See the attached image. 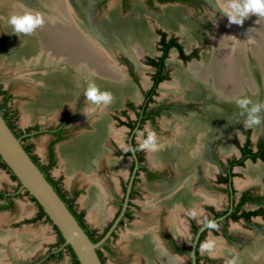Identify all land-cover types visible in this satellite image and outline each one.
<instances>
[{
  "label": "bare ground",
  "instance_id": "6f19581e",
  "mask_svg": "<svg viewBox=\"0 0 264 264\" xmlns=\"http://www.w3.org/2000/svg\"><path fill=\"white\" fill-rule=\"evenodd\" d=\"M30 1L32 5L24 0H0V22L7 32L6 36H0V61L5 67L21 69L19 77L30 83L35 100L21 104L23 121H44L53 116L62 102L71 105L77 93L86 90L90 83H95L100 91L111 92L113 97L107 105L91 101L86 112L92 116V129L77 134L76 142L57 145L59 161L66 176L69 178L78 173L89 182L86 193L79 199L80 205L86 208L92 222L102 224L107 215L106 189L100 183L98 173L100 160L107 156L104 141L108 135L117 139L121 135L120 130L111 125L106 111L119 106L124 95L137 97L123 69L116 64L109 45L128 51L133 58L144 52L151 53L153 35L145 23L147 14L151 12H147L140 1H135L133 7L138 16L129 13L120 17L117 1L111 0L108 10L97 22L90 24L89 0ZM207 1L215 14L192 16L184 8L168 4L154 15L155 21L165 29L185 37L188 44L202 47L201 60L191 61L182 69L176 68L172 72V80L162 83L160 91L164 95L172 92L176 97L203 103L204 116L190 113L163 119V129L168 128L172 136L157 139L147 153L150 162L160 164L169 160L176 170L178 183L175 188L178 189L162 193L151 204L154 212L159 206L166 205L170 210L169 222L175 218L178 208L194 206L199 200L215 199L199 191L191 192L189 180L183 179L194 162L201 160L205 141L217 134H227L242 118L249 121L251 107L264 103V16L250 14L242 25L230 23L226 12L231 11V0ZM25 13H39L44 24L30 34L16 33L8 22L9 18ZM169 61H176L175 54L172 53ZM244 98L252 102L247 109L237 103ZM261 114L264 115V108L258 113L259 118ZM252 125L256 134L259 124ZM231 150L225 137L221 152L227 154ZM109 166L113 170H122L120 161H110ZM241 171L244 179H236L237 187L258 184L264 190V161L247 163ZM141 228L122 235L126 251L143 255L146 264H153L154 256L162 264H182L162 249L152 226ZM183 228L184 223L180 221L174 229L180 232ZM13 236L17 238L12 249L16 254H30L39 246L38 237L31 231L0 230L1 242ZM207 244L215 253L224 255L228 264H264L262 239L253 240L239 253L226 248L216 238L208 239ZM2 255L0 250V264Z\"/></svg>",
  "mask_w": 264,
  "mask_h": 264
},
{
  "label": "flooded vegetation",
  "instance_id": "af4514ba",
  "mask_svg": "<svg viewBox=\"0 0 264 264\" xmlns=\"http://www.w3.org/2000/svg\"><path fill=\"white\" fill-rule=\"evenodd\" d=\"M135 1L136 0H134V2ZM198 1L199 0H145V2L150 6H157L159 8V11L163 5L169 4L184 8L188 13L189 11L184 7V5L195 6ZM140 2L142 7L147 10L142 4L141 0ZM126 3L127 0H122V4L124 7L126 6ZM155 3H158L159 5H155ZM211 9L214 10L212 6ZM204 14L210 13L209 11H206ZM160 27L161 29L156 30V35H153V37L157 38L156 46L151 43L153 51L151 53L144 52L145 54H148L144 57V67L139 62V56H141L142 54L144 55V53L137 56V58H131V56L127 54L128 51H116L121 52L132 61H135L137 65H140L141 68H149L152 71L150 73V79L146 81L145 87H142L140 89V92H138L139 95H137L136 99L131 98L128 95H124L125 97L123 96L118 107L119 110L113 115L116 120L115 124L112 122V119L108 114L110 111H106V115L111 125L115 130H120L121 135L119 136L120 138L118 137V139L112 135H108L107 139H105L104 144H106L107 147V156L102 157V159L100 160L98 179H100V183L102 184L104 189H107V186L102 178V175H106L110 179V181H112L111 183L113 184V186H115L116 189H119L121 195L116 202L117 209L112 219L101 232L97 233L96 231L89 229L84 221L83 212L76 209L75 202L79 194L78 188L72 186L69 189H66L62 185L61 179L59 177L52 176L50 173L52 167L56 163V157L58 156L57 145H59L60 142L67 138L68 131L75 126L76 115L73 113H65L54 124L49 125L43 129L39 125H32L27 126L24 129H17L15 125L16 111L10 105V96L8 91L6 89H2L1 87L0 112L6 119V122L12 127L14 134L19 138L22 146L26 149L31 159L43 172L46 179L51 184H53L52 182H54V187L56 188L58 195H60L63 199L69 200L67 201V206L69 207V209L72 210L74 215L80 216L81 225L83 227H86L90 232H93L94 237H97L99 235L103 236L105 234L114 219L120 213L124 202H126L122 217L111 232V235L102 245L98 247L100 248L103 264L106 263L104 260L102 249L110 250V248H108L107 246L108 241L114 235L116 227L122 224L124 220H130L133 218L134 211L138 208L139 205L135 199L139 196V191L142 185H152V187H155L156 193L151 196L153 198L149 201L148 206L144 208L149 211L148 222H140L139 225L143 227L147 224V227H153V234L157 237L162 249L166 251L169 256L174 257L175 259H181L184 264H217L220 259H223L225 263L228 264V259L224 255L215 253L216 251L213 248H210L212 251V254L210 253L211 255H202L199 251V246L207 233H209V237H211L210 239L216 238V240L221 242L224 246H226V248H232L237 253L243 251L247 246L245 244L249 241L250 243L248 247L251 245V242H253V240L257 238L264 240V190L258 184L250 185H257L260 188V191L248 188L247 186H250L249 184L241 188L237 187L235 184L237 172L242 173L239 170L245 167L247 163H257L264 161V155L262 158H256L254 160L246 156L247 152L243 148L244 143L248 139L251 152L259 151L264 147V144L261 143L264 142V135L251 136L249 129H243L241 131H238L237 136H233L231 139L232 131L236 130L239 122H241L242 120L246 121L245 118H242L235 123L232 129L227 131V134H217L216 136H213L210 139L206 140L202 147L201 160L194 162L193 166L190 167L189 170H187V172L185 173V177L183 179L189 180L188 185L191 192L198 193L199 191L200 193L206 194L208 197L210 196L215 199H213V201L199 200L194 206L185 205L181 209L178 208L175 212L178 220H176L177 218L176 216H174L175 218L170 222L167 220L169 218L170 210H168L166 205L163 204L156 208L155 214L152 215L153 218L151 216L150 219V215L152 213L151 211L153 209H151V204L157 201L159 194L160 196H162V193H169V191L173 190L176 187V184L178 183L176 180L177 174L173 163L169 160H166L160 164H154L149 161L147 154L148 146H141L140 142L136 138L137 131L140 130L143 133V126L146 122H148L149 124H153L155 122V119L164 113L194 106L190 103L184 106L183 104H176L169 101L159 102L156 101L154 97L157 94V90L160 88L161 83L169 79V75L170 77L172 76L171 71L168 70L167 67V63L170 62L169 58L172 53L175 54L177 64L179 62L187 63L193 59L198 58L197 48H192L190 46L183 47L181 42L176 37L178 35L176 32H169L161 25ZM161 33H164L165 41H168L170 38H175L176 42L181 46V53L176 46L169 47L166 56L163 58L164 67L162 73L166 72V78L161 80L155 87L154 93L150 94L151 101L146 102L147 93H149L153 84L152 77L156 72L155 67L149 64L147 60L148 58L158 59L162 56L164 49L161 43ZM194 51L196 54L192 56L191 54ZM185 56L190 57L188 59H185ZM124 62L127 65L128 79L137 82L138 78L135 71L127 62V60L124 59ZM180 100L183 101L182 99ZM188 100L195 101L197 103V109L195 111H186L183 114H178V116H187L192 112L197 116L202 117L198 115L204 113L203 110L199 108V102L195 99ZM184 101H187V99H185ZM149 110H158L159 112L152 118H143L146 114L148 115ZM81 118L83 121L89 122L88 128L80 130V133H82V131H90L92 129V116H90L88 112H84ZM162 131L168 132V136L163 137L170 136L169 130L164 128L162 129ZM43 132H46L49 135V140L46 145L45 161H41L39 157L33 152V142L31 140V138ZM78 132H76L68 141L76 142V134ZM226 136L232 150L230 151V153L223 154L221 152V142L222 139L224 140ZM109 139H113L116 141L114 144V149L109 148ZM68 141H65L64 143H69ZM241 158H243L241 164L231 163L233 161H238ZM110 161L122 162V170H119L117 168L115 170L111 169L109 166ZM51 162H53L52 165ZM207 167L210 169L209 171H207ZM206 177H211L212 181L209 182ZM79 182L86 191L87 184L85 182H82L80 179ZM213 190L224 193L225 201H220V196H217L216 193H212ZM0 192H2V195L0 196V210L13 209L15 207V197L20 196L22 193L28 194L27 191H22L19 189L18 183L13 190L0 189ZM106 194L108 195L107 190ZM30 198L32 199L33 197L30 195ZM2 205L7 207L2 209ZM38 212L39 209L32 218H26L23 219V221H38ZM199 215H201L200 219L197 218ZM154 217L155 221H153ZM42 218L50 222V220L45 216H42L40 219ZM180 221H183L184 228L182 231L177 232V230H175L174 228ZM151 222L153 224H151ZM50 224L53 228H55L52 223ZM246 228L248 230H246ZM140 230H142V228H140ZM186 237H188L190 240L189 246L184 243L183 239H185ZM57 241L58 237L56 238L55 242H53V244L47 248L46 252H44L39 258L34 259L33 261L31 260L30 262H23L21 264H44L47 261L59 259L64 251L69 252L65 247L66 245L64 244V242L62 244H57ZM194 242L195 246L193 249V261L191 252ZM183 256H185V258H181ZM142 260L145 261V258L143 257ZM154 263L162 264V262L157 259ZM136 264H139V262H136Z\"/></svg>",
  "mask_w": 264,
  "mask_h": 264
},
{
  "label": "rangeland",
  "instance_id": "374dc122",
  "mask_svg": "<svg viewBox=\"0 0 264 264\" xmlns=\"http://www.w3.org/2000/svg\"><path fill=\"white\" fill-rule=\"evenodd\" d=\"M24 1L26 3L29 2L30 5L33 4V3H31L30 0H24ZM110 1L111 0H89L88 1L87 5L89 7V13H90V17H91L90 21H89L90 24L92 21H93V24L95 22H97L101 18V16L108 10L107 8H108V4ZM117 1H118V3H117L118 7L117 8H118V13H119L120 17L123 15L126 16L129 13H131L132 16H134V17L138 16V13L135 12L134 7L132 6V3L134 2V0H127L125 7L122 4V0H117ZM139 1L140 0H138L137 2H139ZM141 1H142V4L144 5V7L147 9L146 11L149 13L151 12L150 14H147L146 19H145V23L147 22L146 24L149 26L150 34L155 36L156 30L161 29L160 24L155 21V16H154L157 13H160L159 8L157 6H150L149 4H147L145 2V0H141ZM82 5H83V2H82ZM84 5H85V3H84ZM132 7H133V9H132ZM184 7L189 11V13L191 15L197 16V17L205 15L204 13L206 11H209V13H210L207 15H211L212 13L215 14V11L211 9V6L207 0H199L195 6L184 5ZM167 31H169V30H167ZM169 32H173V31H169ZM6 33L7 32L5 31L3 24L0 22V36H3V35L6 36L7 35ZM170 34H172V33H170ZM151 37H152L151 42L154 44V46H156L157 38L153 37V36H151ZM176 37L181 42L183 47L190 46L192 48H197L198 58L191 60L192 62L193 61L198 62L201 60L202 47H200V45L195 44V43H189L188 44L187 39L185 37H181L179 34ZM109 47H110L109 50L113 54L112 56L115 59L116 64L123 69L124 73L127 76V79H128L127 65L124 62V59L127 60V62L131 65V67L135 71L137 78H138V81L135 82L131 79H128V82L131 84L135 93L137 95H139L138 92H140V89L142 87H145L144 82L146 83V81L150 79V73L152 70L149 68L148 69L141 68L140 65H137L135 61H132L127 56L122 54L121 52H123V51H121L119 49H115L111 45H109ZM116 51H121V52H116ZM125 53H127V52H125ZM127 54H129L131 56L130 53H127ZM147 55L148 54L144 53V55L142 57L139 56L140 57L139 62H140V64L143 65V67H144V57ZM131 58H133V57L131 56ZM170 58H171V56H170ZM191 61H189L187 63L179 62L178 64L176 61L175 62H169V63H167V67H168V70L171 71V75H172V72L176 68L182 69L183 67H186ZM20 71H21V69L19 67L17 69V66H14V67L12 66V67L8 68V67H5L3 65L2 61H0V87L2 89H6L9 93L10 105L16 111V124L15 125H16L17 129H24L27 126H32V125H39L41 128H45L49 125L54 124L65 113H73L76 115L75 126L68 131L67 138L59 143V144H64V142L70 140L76 132L79 131L77 133V134H79L81 132L80 130L88 128V122L89 121L85 122L81 118L82 115L84 114V112L86 113L88 107L91 105L90 104L91 101L86 100V97L84 95V92H85L84 89L80 90L77 93V95H76L74 101L71 103V105H68L66 101L62 102V104L58 107L57 112L55 114H53V116L46 118L44 121L40 120V119H35L31 122L25 123L22 119L23 111L21 108V104L22 103L23 104L24 103L30 104V103L35 102V100H34L33 96L31 95L30 83L23 81L22 78L19 77ZM171 80H172V76L170 77V75H169V79H167L163 83L171 81ZM154 99L156 101H159V102L169 101V102H174L176 104H183L184 106H186V104L190 103L194 106L188 107V108H182V109H178V110H173V111L164 113V114L158 116L155 119V122L153 124H149L148 122H146L143 126L144 132L142 133L140 130L137 131L136 138L142 146L146 141H148L149 134L150 133L153 134L154 139L149 143L147 150L150 146H153L155 144L157 139H162V138H165L163 136H168V132L162 131L163 127H162L161 122L163 119H165V118L171 119L174 116H178V114H183L186 111H190V110L195 111L197 109V103L195 101H191L188 99H187V101H184L185 99H182L180 97H176L172 92L164 95L161 93L160 88L157 90V94L155 95ZM180 99H182L183 101H181ZM199 104H200L199 108L201 109V106L203 103L199 102ZM118 107L119 106H117V108L114 107L111 110H108V111H110L108 114L111 117L112 122L114 124H115L116 120H115V117L113 115H114V113H116L119 110ZM198 115L204 116V113L198 114ZM164 116H166V117H164ZM259 119H260L259 130L256 134H254V126L253 125L252 126H246V124L248 123V120L246 119V121L242 120L241 122H239V124L236 127V130L232 131L231 139L233 136H237L238 131H241L243 129H249L251 136L252 135H254V136L264 135V115L261 114V117ZM167 130H169V129L167 128ZM77 134H76V136H77ZM170 136H172L171 131H170ZM170 136L166 137V138H170ZM160 137H162V138H160ZM31 140L33 142V149H32L33 152L39 157V159L41 161H45L46 145H47V142L49 140V135L46 132H43V133L38 134V135L34 136L33 138H31ZM115 142H116L115 140L109 139V142H108L109 145L108 146L110 149H114ZM222 142H223V139H222ZM217 144H219V143H217ZM104 146L106 147V144ZM239 171H241V169ZM50 173L54 177H59L61 179V183H62L63 187H65L66 189H69L72 186H75L78 188L79 194H78V196L76 198V202H75L76 209L83 212L84 221H85V223L89 229L94 230L97 233L101 232L105 228V226L109 223V221L112 219V217H113V215L117 209V203L116 202L120 198V195H121V192L119 191V189H116V187L113 186V184L111 183L112 181H110V179L106 175H102V178H103V180L107 186L106 190L108 192V195L106 194L107 198L105 196V211H106L107 215H106L102 224H96L88 218L86 208L82 207L79 203L80 197L82 195H84L87 191V187L89 186L88 181L84 180V178H82L78 173H76V174L72 175V177L68 178L66 176L62 166H61V163L59 161L58 156L56 157V163L52 167ZM236 177H235L236 179H240V180L244 179L243 172L242 173L237 172ZM79 179L82 182H85L87 184L86 191L84 190L85 188H83L81 183L79 182ZM206 179L209 182L212 181L211 177H209V178L206 177ZM236 179H235V181H236ZM17 183H18L17 179H14L8 170H6L5 168L0 166V189L13 190ZM247 187L250 189H255L257 191H260V188L257 185H250ZM155 191H156V189H155V187H152V185H150V186L142 185V187L140 188V191H139V196L136 197V199H135L139 205H138V208L134 211L133 218L130 220H124V222L122 224H120L116 227V229L114 231V235L108 241L107 246H108V248H110V250L102 249V253H103L104 260H105L106 264H136V262H139V264H146L147 263L146 258L143 255H141V254L135 255L134 253L126 251L124 249V245H125L126 241H125V239H122V235H124L126 232H128L130 230H136V231L139 230L141 228V225H139L140 222L141 223H147L148 222L149 211H147L144 208L146 206H148L149 201L153 198L151 196L156 193ZM212 193H216L217 196H220V201H222V202L225 201V199H224L225 194L224 193L217 192V190H213ZM159 196H160V194H159ZM15 199H16L15 207L13 209L0 210V228H1L0 230H2V231L4 230L5 232L6 231L15 232L16 231V233H18V231L22 232V230L23 231H25V230L31 231V232L35 233V235L38 237L39 246L30 254L19 255V254H16L14 252V250H12V249H14L13 244L17 241V238L15 236L8 238L4 242L0 241V250H2V253L4 254V255H2V260H1L2 263L1 264H21L23 262H30L31 260L33 261L34 259L39 258L44 252H46L47 248L50 247L53 244V242H55L56 238L58 237L57 231L50 224L51 222L46 221L43 218L39 219L38 221H35V222L34 221L33 222L32 221H30V222L23 221V219L32 218L38 210V205H37L36 201L31 199L29 194L22 193L20 196L15 197ZM151 212L152 213L150 215V219H151V216L153 215L154 210L152 209ZM200 216L201 215H199L197 218L200 219ZM139 226H140V228H139ZM246 230H248V229L246 228ZM251 230H253V229H251ZM209 236H210L209 233H207L200 243L199 251L202 255H211L212 254L210 246L207 244L208 239L211 238V237L208 238ZM183 240H184V243L189 246V244H190L189 238L186 237ZM249 243H250V241L247 242L245 245L248 246ZM245 248H247V247H245ZM143 257L145 258L146 263L144 260H142ZM181 258H185V256H183ZM156 259L159 260L157 257L154 256L152 259L153 264H155L154 262ZM177 259L180 260V262L182 261L179 258H177ZM44 264H72L71 254L67 251H64L62 256L59 259L47 261ZM182 264H184L183 261H182ZM217 264H226V263L223 259H220Z\"/></svg>",
  "mask_w": 264,
  "mask_h": 264
},
{
  "label": "water",
  "instance_id": "95a60500",
  "mask_svg": "<svg viewBox=\"0 0 264 264\" xmlns=\"http://www.w3.org/2000/svg\"><path fill=\"white\" fill-rule=\"evenodd\" d=\"M155 5H159L155 3ZM43 129V128H42ZM0 158L19 182V189L25 190L42 208L50 222L57 228L69 245L80 264H102L96 249L111 235L122 217L126 202L105 234L97 241H92L79 224L66 203L46 179L43 172L25 151L19 138L7 125L0 112ZM192 247V258L194 261ZM60 249V248H59ZM58 249V250H59Z\"/></svg>",
  "mask_w": 264,
  "mask_h": 264
},
{
  "label": "clouds",
  "instance_id": "9594fccd",
  "mask_svg": "<svg viewBox=\"0 0 264 264\" xmlns=\"http://www.w3.org/2000/svg\"><path fill=\"white\" fill-rule=\"evenodd\" d=\"M229 7L230 12H226L230 23L242 25L245 18L250 14H258L264 16V0H231ZM13 27L16 33L30 34L38 26L44 24V20L39 13H25L23 15H12L8 21ZM84 95L86 100L92 101L96 104L103 102L105 105L110 103L113 99L111 92L100 91L95 83H90L86 88ZM241 108L247 109V106L251 104V100L244 98L237 101ZM264 108V103L254 104L249 113V121L246 126L252 124H259L260 119L258 113ZM154 139L153 134H149L148 141H146L142 147H147L149 143Z\"/></svg>",
  "mask_w": 264,
  "mask_h": 264
},
{
  "label": "trees",
  "instance_id": "16d2710c",
  "mask_svg": "<svg viewBox=\"0 0 264 264\" xmlns=\"http://www.w3.org/2000/svg\"><path fill=\"white\" fill-rule=\"evenodd\" d=\"M160 1H165V0H160ZM161 43H162V45H163V53H162V56L160 57V58H158V59H153V58H148V63L149 64H151L152 66H154L155 67V69H156V72H155V74L153 75V77H152V80H153V84H152V88H151V90L149 91V93H147V100H146V102L147 101H151V96H150V94H152V93H154V89H155V87L157 86V84L161 81V80H163L164 78H166V72H164V73H162V71H163V67H164V64H163V58L166 56V53H167V51H168V49H169V47H171V46H176L178 49H179V51H180V53H181V46L176 42V40H175V38H170L168 41H165L164 40V33H161ZM196 53H195V51L194 52H192V56L193 55H195ZM190 56H185L184 58L185 59H188ZM159 111L158 110H149V113H148V115L146 114L143 118H145V117H149V118H152L154 115H156L157 113H158ZM2 117L4 118V116L2 115ZM5 119V118H4ZM5 121H6V119H5ZM7 123V122H6ZM7 125L10 127V129L12 130V127L7 123ZM13 131V130H12ZM14 133V132H13ZM261 143H263L264 144V142H261ZM249 140L247 139L246 140V142L244 143V150L247 152L246 153V156H248V157H250L251 159H256V158H262L263 157V155H264V147L263 148H261L259 151H257V152H251V150H250V147H249ZM25 149V148H24ZM25 151H26V149H25ZM27 152V151H26ZM28 153V152H27ZM246 156H244V157H246ZM243 157V158H244ZM243 158H241L240 160H238V161H233V162H231V163H238V164H241L242 163V159ZM52 163L53 162H51V165H52ZM0 166L1 167H3V168H5V169H7L10 173H11V171L8 169V167L6 166V164L1 160V158H0ZM11 175H12V177L14 178V179H16V177L11 173ZM53 184H51L52 186H53V188L56 190V188L54 187V182H52ZM18 184H19V182H18ZM57 192V191H56ZM2 195V192H0V196ZM60 196V195H59ZM61 197V196H60ZM33 200H34V198H32ZM63 199V198H62ZM63 201L66 203V205H67V201H69L68 199H63ZM38 205V204H37ZM5 207H7V206H3L2 205V209H4ZM68 207V206H67ZM69 208V207H68ZM38 209H39V212H38V214H37V219H40L42 216H45L47 219H48V217L46 216V214L44 213V211L42 210V208L38 205ZM70 210V209H69ZM71 212H72V210H70ZM73 213V212H72ZM248 214V213H247ZM73 215H74V213H73ZM75 216V218L77 219V221L79 222V224L81 225V223H80V216H76V215H74ZM82 226V225H81ZM55 227V226H54ZM82 228L84 229V231L87 233V235L90 237V239L92 240V241H97L102 235H99V236H97V237H94V234H93V232H90L86 227H83L82 226ZM55 230L57 231V233H58V241H57V244H62L63 242H64V239H63V237L61 236V234H60V232L57 230V228L55 227ZM66 248H67V250L69 251V253L71 254V262H72V264H80L79 263V261L77 260V258H76V256H75V254H74V252L72 251V249H71V247L69 246V245H66L65 246ZM96 251H97V254H98V256H99V258H100V260H101V262H102V264H103V260H102V258H101V253H100V248H97L96 249Z\"/></svg>",
  "mask_w": 264,
  "mask_h": 264
}]
</instances>
